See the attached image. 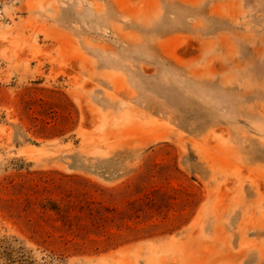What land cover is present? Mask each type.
I'll list each match as a JSON object with an SVG mask.
<instances>
[{
	"label": "rangeland",
	"instance_id": "rangeland-1",
	"mask_svg": "<svg viewBox=\"0 0 264 264\" xmlns=\"http://www.w3.org/2000/svg\"><path fill=\"white\" fill-rule=\"evenodd\" d=\"M0 264H264V0H0Z\"/></svg>",
	"mask_w": 264,
	"mask_h": 264
}]
</instances>
